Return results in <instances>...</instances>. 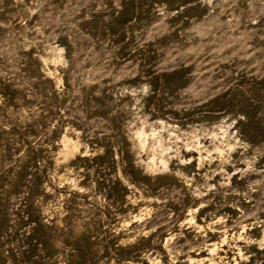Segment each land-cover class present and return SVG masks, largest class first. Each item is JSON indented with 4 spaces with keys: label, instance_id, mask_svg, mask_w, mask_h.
<instances>
[{
    "label": "rangeland",
    "instance_id": "374dc122",
    "mask_svg": "<svg viewBox=\"0 0 264 264\" xmlns=\"http://www.w3.org/2000/svg\"><path fill=\"white\" fill-rule=\"evenodd\" d=\"M0 264H264V0H0Z\"/></svg>",
    "mask_w": 264,
    "mask_h": 264
}]
</instances>
